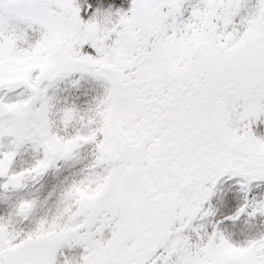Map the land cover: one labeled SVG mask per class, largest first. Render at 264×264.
Instances as JSON below:
<instances>
[{"label": "snow or ice", "instance_id": "obj_1", "mask_svg": "<svg viewBox=\"0 0 264 264\" xmlns=\"http://www.w3.org/2000/svg\"><path fill=\"white\" fill-rule=\"evenodd\" d=\"M90 8L0 0V89L26 92L0 94V138L12 146L0 152V189L95 145L50 215L34 216L35 197L0 215V264H264V233L238 243L192 224L212 212L204 202L221 177L245 192L264 179L253 127L264 123V0H130L85 18ZM73 73L103 83L84 113L49 93ZM26 142L42 156L10 171ZM245 200L232 219L249 206L264 214V199ZM65 248L80 251L69 260Z\"/></svg>", "mask_w": 264, "mask_h": 264}, {"label": "rangeland", "instance_id": "obj_2", "mask_svg": "<svg viewBox=\"0 0 264 264\" xmlns=\"http://www.w3.org/2000/svg\"><path fill=\"white\" fill-rule=\"evenodd\" d=\"M111 9L115 10L116 8ZM91 12L89 13V15H91ZM77 78V83L73 84L72 80ZM49 93L54 94L56 108H62L64 106H74L81 113H84L87 109H89L91 105L95 103V98L99 97L103 93V83L86 73L83 75H81L80 73H73L62 80H58L55 84V87L49 89ZM0 94H5L6 98L15 99L17 98L18 94H26V92L22 91L21 86V88L13 90L0 89ZM74 123L75 127H80L78 121ZM253 127L258 134H264V123L258 121L255 125H253ZM67 131L71 133L72 131H74V128L70 126ZM10 139L11 137L7 136L0 138V152L6 151L12 147L8 143ZM94 152V143L85 142L75 150V155L68 158L57 159L55 165L50 166L43 173L39 174L35 179L31 177L27 178L23 187L8 190L0 189V215H6L11 205L19 198L31 197H35L37 199V207L34 213L35 217L44 214L50 215L55 211L62 191L73 180H79L85 174V172L89 170L86 166L94 159ZM40 156H42V151L34 148L31 142H26L17 148L15 156L13 157V160L10 164V171H19L22 168L29 167L35 161V159L39 158ZM96 170L99 171L100 166H97ZM4 179L5 177H0V181H3ZM238 179L240 178L228 177L227 175L221 177L215 186L213 195L210 197V200L204 202V207L207 208L211 206L212 209L214 207L212 200L215 198V195L217 193H221L224 188H226L227 190L235 191L240 200L242 202H245V197L248 195L247 192L253 189L255 185L260 184L261 180H263L260 179L251 181L248 187V191L245 192L241 190V186L236 182ZM256 199L257 198H255L254 200ZM249 208L250 206L247 207L244 212L240 213V215L244 214L246 216L244 225H242L240 229L244 227L246 223L250 224L255 216H249L247 214L248 211L251 210V208ZM211 213H213V211ZM211 213L209 215H212ZM203 217L204 216H198L192 221V224L194 226L203 224ZM33 223V218L25 219L20 221L17 224V227L27 230L28 228L33 226ZM216 228L220 230L218 226ZM189 230L193 229H185L187 233ZM197 230L200 231L201 229ZM242 236L243 241L249 239V234H242ZM243 241L240 239L238 243H243ZM79 251L80 249L78 248L64 249V252L67 255H77Z\"/></svg>", "mask_w": 264, "mask_h": 264}, {"label": "trees", "instance_id": "obj_3", "mask_svg": "<svg viewBox=\"0 0 264 264\" xmlns=\"http://www.w3.org/2000/svg\"><path fill=\"white\" fill-rule=\"evenodd\" d=\"M82 9L91 4L92 8L88 9L87 12L82 11V15L86 18L89 13L95 8H128L130 0H79ZM112 6V7H111ZM248 204L257 198L256 200L264 199V179L261 180L260 184L255 185L253 189L247 192ZM213 201L212 215H206L202 218L204 229L200 232L212 231L213 225L218 226L225 235L233 242H239L240 239L243 241L242 234H249V238L264 233V214L256 213L250 224L246 223L244 227L240 229L245 222V215L241 214L239 217L232 219L236 213V210L240 205L245 204L238 197L237 193L233 190H227L224 188L221 193H217ZM250 209V208H249ZM191 238L195 240L196 232L189 230ZM239 240V241H238ZM244 242V241H243Z\"/></svg>", "mask_w": 264, "mask_h": 264}, {"label": "clouds", "instance_id": "obj_4", "mask_svg": "<svg viewBox=\"0 0 264 264\" xmlns=\"http://www.w3.org/2000/svg\"><path fill=\"white\" fill-rule=\"evenodd\" d=\"M72 258H73V257L70 255V256H69V260H71Z\"/></svg>", "mask_w": 264, "mask_h": 264}]
</instances>
